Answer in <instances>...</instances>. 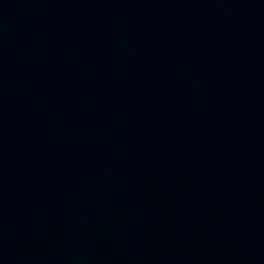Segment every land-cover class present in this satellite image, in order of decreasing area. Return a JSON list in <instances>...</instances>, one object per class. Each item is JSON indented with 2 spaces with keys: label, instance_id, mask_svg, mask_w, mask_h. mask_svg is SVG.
<instances>
[{
  "label": "water",
  "instance_id": "95a60500",
  "mask_svg": "<svg viewBox=\"0 0 264 264\" xmlns=\"http://www.w3.org/2000/svg\"><path fill=\"white\" fill-rule=\"evenodd\" d=\"M0 264H264V0H0Z\"/></svg>",
  "mask_w": 264,
  "mask_h": 264
}]
</instances>
